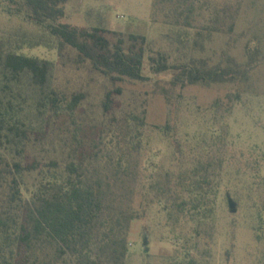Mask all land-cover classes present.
Masks as SVG:
<instances>
[{
    "label": "rangeland",
    "instance_id": "obj_1",
    "mask_svg": "<svg viewBox=\"0 0 264 264\" xmlns=\"http://www.w3.org/2000/svg\"><path fill=\"white\" fill-rule=\"evenodd\" d=\"M228 1L238 12L234 33L207 36L204 29L210 20L206 7L214 4L219 8V0H187L172 14V7L163 0H67L60 23L84 29L98 27L111 42L118 35L146 38V81L120 83L122 93L114 96L108 112L100 115L103 92L111 85L87 65L76 64L73 52L64 51L59 57L56 50L42 45V32L30 21L20 1L0 0V43L4 48L52 61L53 87L61 99L63 95L69 99L76 91L87 94L72 121L53 111L43 115L44 130L29 135L24 164L35 161L41 168L50 159L60 160L62 149L75 144L74 134L88 149L106 150V133H117L131 116L144 117L143 125L136 121L137 128L131 130L133 142L140 140V148L131 156L132 175L124 176V183L113 189L114 208L122 201L124 209L131 200L138 214L127 232L124 264H264V170L254 172L252 153L253 148L261 150L264 165V49L237 96L231 86L192 85L177 88L170 105L160 86L174 73L152 75L147 60L160 52L168 56L169 64L203 58L214 65L227 53L244 63L243 46L249 39L256 36L264 48V0ZM186 17L189 29L182 27ZM176 18L178 28L173 26ZM196 32L202 34L198 49L192 47ZM185 34L189 43L186 50L178 40ZM35 41L41 46H32ZM22 92V98L14 101V112L22 108L17 115L26 121L33 101L27 88ZM219 99L229 105L212 108ZM167 124L168 130L155 129ZM219 127L227 131L220 142ZM196 160L216 165L218 184L220 179L213 217L199 229V237L192 235L195 229L191 224L182 217L177 220L168 207L154 201L158 193L150 188L161 173L176 174ZM23 180L30 189L37 183L26 175ZM228 200L235 203V213L230 212ZM14 252L13 258H8L10 264H28L23 261V245ZM44 252L52 254L53 249L45 245ZM35 254L42 257L38 251Z\"/></svg>",
    "mask_w": 264,
    "mask_h": 264
},
{
    "label": "trees",
    "instance_id": "obj_2",
    "mask_svg": "<svg viewBox=\"0 0 264 264\" xmlns=\"http://www.w3.org/2000/svg\"><path fill=\"white\" fill-rule=\"evenodd\" d=\"M18 1L27 9L30 21L41 30L42 45L56 50L59 57L66 51L73 52L76 64L87 65L111 85V89L103 92L100 115H105L114 96L122 93L120 83L146 81L144 36L129 34L125 39L118 35L111 42L104 35L105 30L98 27L84 29L60 23L67 0ZM163 1L172 7V14L187 0ZM206 10L210 20L204 29L207 36L234 33L238 12L228 0H219V8L211 4ZM184 23L182 27H191L187 17ZM173 26L180 27L177 18ZM201 35L196 32L197 37L192 40L194 49L202 47L198 40ZM181 38L179 44L186 50L188 35ZM35 42L32 46H41L40 41ZM263 49L262 41L254 36L243 46L247 58L244 63L227 53H222L219 63L214 65L203 58L169 64L168 56L160 52L147 60L152 75L174 73L170 81L160 86L161 95L170 105V97L177 88L192 85L231 86L237 90L233 94L237 96L258 65ZM54 69L55 64L50 60L19 54L0 43V150L3 152L0 154V264H10L8 258L12 259L21 245L26 253L23 261L28 264H124L127 232L138 214L131 200L124 209L123 202H117L119 206L115 209L113 189L124 183V176L132 175L131 156L140 148V140L133 142L131 130L137 128L136 121L143 125L144 117L131 116L117 133H106L105 139L109 137L104 144L106 150L88 149L74 134L75 144L62 149L60 160L50 159L41 168L35 161L24 164L29 135L44 130L43 115L53 111L72 121L87 97L86 92L76 91L69 99L64 95L61 99L53 87ZM23 88L29 90L33 101L27 112L31 115H25L29 117L26 121L17 115L22 108L14 112V101L22 98ZM227 98L230 102V96ZM229 102L216 100L212 108ZM155 129L168 130L169 126ZM226 132L225 127H219V142ZM252 153L254 172L259 174L264 170L263 152L253 148ZM215 171L216 165L196 160L176 174L161 173L150 187L158 193L154 201L168 207L177 220L182 217L191 224L195 229L192 235L196 237L214 214L220 185ZM25 175L37 182L33 189L24 184ZM45 245L53 249L52 254H44ZM37 251L42 257L35 254Z\"/></svg>",
    "mask_w": 264,
    "mask_h": 264
},
{
    "label": "water",
    "instance_id": "obj_3",
    "mask_svg": "<svg viewBox=\"0 0 264 264\" xmlns=\"http://www.w3.org/2000/svg\"><path fill=\"white\" fill-rule=\"evenodd\" d=\"M228 207L231 213L236 212L235 203L231 200H228Z\"/></svg>",
    "mask_w": 264,
    "mask_h": 264
}]
</instances>
